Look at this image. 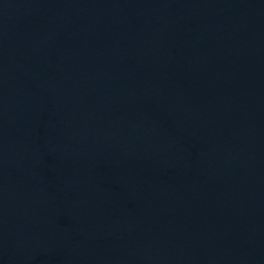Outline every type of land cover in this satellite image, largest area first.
<instances>
[{
  "label": "water",
  "instance_id": "water-1",
  "mask_svg": "<svg viewBox=\"0 0 264 264\" xmlns=\"http://www.w3.org/2000/svg\"><path fill=\"white\" fill-rule=\"evenodd\" d=\"M0 264H264V0H0Z\"/></svg>",
  "mask_w": 264,
  "mask_h": 264
}]
</instances>
